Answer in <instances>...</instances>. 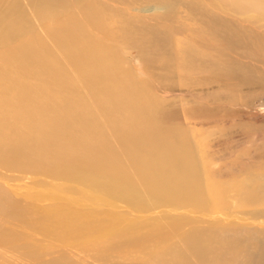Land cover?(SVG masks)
<instances>
[{
  "label": "rangeland",
  "instance_id": "374dc122",
  "mask_svg": "<svg viewBox=\"0 0 264 264\" xmlns=\"http://www.w3.org/2000/svg\"><path fill=\"white\" fill-rule=\"evenodd\" d=\"M104 1L108 10L116 9V17L110 12L101 14L111 25H133L138 29L137 37L124 36L110 40L109 47L119 53L121 68L130 70L137 80H148L149 95L154 101L157 99L154 104L163 112L172 114L168 119L173 120L172 125L157 123L135 131L136 135L147 137L148 146H141L139 140L135 142L142 149L139 152L146 155L135 154L136 150L130 142L129 147L121 141L110 142L116 144L113 147L109 142L107 145L105 140L113 136V132L107 130L103 142L112 150L118 147L114 150L118 152L111 151L109 147L104 153L107 154L104 158L106 163H111L115 158L120 164L125 163L121 156H116L122 148L129 154L128 162L123 165L118 178L122 181L125 177H131L133 189L141 192V198L145 199L148 207L153 206L164 193L159 194L163 188L152 192L153 189L144 187L143 172L157 168L155 159L165 156L169 148L173 150V147H178L179 154L184 156L191 154L203 180L200 179L199 184L186 192L180 191V202L186 206L181 207L183 209L173 210L161 204L154 211L147 212L130 206L127 212L115 217V214L105 217L108 213L101 210L92 212L84 208H67L63 206L64 203H53L55 200L51 199H34L31 202L15 196L13 201H9L6 197L2 198L7 194L0 192V205L5 204V207L0 206V264H162L154 259L155 255L172 249L182 256V264H264V65L257 62L255 45H252L257 32L264 34V21L256 16L257 0H201L193 5V8L204 6L207 12L217 16L216 19L192 10L186 4L189 0H185V3H181L183 0ZM163 1L174 5L168 15L161 9L139 13L148 3ZM259 1L264 3V0ZM220 16L231 21L228 31L224 33L227 37L222 34L224 26L214 23L221 19ZM163 21L171 25L170 43L150 39L147 35L149 22L154 27L153 33L160 35ZM208 24L211 29L206 30L204 25ZM89 26L91 31L101 36L94 25ZM249 28L252 30L248 32L254 33V36L247 45L245 39ZM260 73L263 76H259ZM82 93L89 98L86 86H83ZM92 109L107 113L98 104H92ZM90 116H94L91 111ZM149 120V116L142 119ZM22 125L16 129L20 132V140L34 149L31 135L29 138L24 135ZM148 132H151L150 136L146 135ZM184 140L187 144H184ZM180 144L186 146L182 148ZM20 167L6 166L9 170L0 168L1 186L19 185L32 180L42 182L36 186L46 190L44 193L64 183L69 191L73 190L80 196L83 192L87 194L84 189L87 183L82 187L76 181H64L62 178L53 180L56 178L33 170L22 173L26 169ZM139 168H142V173L138 171ZM209 174L213 181L207 178ZM42 179H46L45 184ZM115 183L108 181L106 188L114 189ZM211 185H215L218 191L215 197H212ZM196 187L199 188L197 191L205 194V203L195 198L188 199L189 194L195 195ZM14 194L11 192L8 196ZM133 217V227L142 226L138 220L144 222L147 219V223L162 225L165 235L150 237L149 243H142L143 237L140 235L129 238L132 231L126 220ZM216 219L224 223L223 226L220 221L212 225L211 222ZM174 222L181 229H177ZM168 223L175 225L174 230ZM211 225L216 246L207 242L201 246L187 244L184 234L202 235L204 229L211 230Z\"/></svg>",
  "mask_w": 264,
  "mask_h": 264
},
{
  "label": "bare ground",
  "instance_id": "6f19581e",
  "mask_svg": "<svg viewBox=\"0 0 264 264\" xmlns=\"http://www.w3.org/2000/svg\"><path fill=\"white\" fill-rule=\"evenodd\" d=\"M185 2V0L181 1V3ZM198 2L201 0H189L186 4L198 13L212 16V19L217 18L216 15L207 12L204 6L193 8V5ZM103 3H105L104 0H0V168L22 166L26 169L22 173L33 170L46 177L56 178L53 180L62 178L76 181L82 187L84 183L88 185L84 187L87 194L83 192L80 196L73 190L69 191L70 189L68 190L64 183L63 186L60 183L58 188L53 191L47 190L46 193H44L46 190L43 191L36 186L41 181L29 180L23 184H6L5 186H1L0 183V192L7 194L2 195V198L6 197L10 201L17 196L21 199H29L31 202L34 199L39 201L51 199L55 200L53 203H64L63 206L67 208H84L92 212L105 211L108 213L105 217L112 214H115V217L117 214L127 212L130 206L147 212L154 211L155 207L161 204L173 210L184 208L185 204L180 202V191L186 192L187 189L199 184L200 179L203 180L199 170L193 164L191 154L187 153L184 156L179 154L178 147H173V150L169 148L165 156L155 159L157 168L143 172L144 187L153 189L152 192H157L154 189L163 188L159 194H164L151 207H148L145 199L142 200L141 192L133 189L131 177H125L122 181L118 178L123 165L128 162L129 154L123 148L120 154H116L122 157L125 162L122 164L117 158L109 164L104 159L107 157L104 153L110 147L106 146L114 141L125 142L124 144L128 147L130 142L136 150L135 154H141L139 151L142 149L138 147L139 143L135 142L141 141V146H148L149 143L146 141L147 137L138 136L135 131L142 126L149 127L157 123L172 125L173 120L168 119L172 114L163 112L154 104L157 99L154 101V98L149 95L147 89L149 81L137 80L134 73L121 68L119 53L115 48L109 47L110 40L124 36L137 37L138 29L133 25H111L101 14L110 12L116 17V9L108 10ZM173 7L174 5L167 1L148 3L139 13L156 12L161 9L164 10L165 15H168ZM172 16H174L173 13ZM256 16L258 20L264 21V3L259 0H257ZM142 17L145 18V16ZM220 17L221 19L214 23L224 26L222 34H226L231 21L223 16ZM163 22L160 35L153 33L154 27L149 22L147 35L150 39L170 43L171 25L168 26L165 21ZM90 24L101 32V36L91 31ZM204 26L206 30L211 29L209 24ZM251 30V28L247 29L245 39L247 45L249 39L253 40L254 33L248 32ZM231 39L230 36L229 40ZM252 45H255L254 53L257 62L264 65V34L257 32ZM156 48L160 49V46ZM256 71L258 78L259 68ZM259 76L263 75L260 73ZM255 81L257 83V79ZM83 86L88 88L89 98L83 95ZM92 104H98L106 109L107 113L100 109L91 110ZM90 111L94 116H90ZM145 116H149L150 120L142 121ZM102 117L105 119H100ZM154 118L156 120H153ZM21 123L25 131L24 135L28 138L29 134L32 136H30L33 142L31 145L35 147L34 149L24 145L25 143L20 140V132L16 129L21 128ZM107 130L109 133L113 132V136L105 140L106 145L103 141L108 134ZM150 134L151 132L146 133L147 136ZM184 144H187L186 140ZM110 145L113 147L116 144L110 143ZM185 146L179 145L182 148ZM111 147L110 150L116 152L114 150L118 147H114V150ZM97 153L99 155H96ZM58 159L59 162H56ZM138 171L142 173V168ZM207 178L213 181L210 174ZM108 181H116V187L107 189ZM45 182L46 179L44 184ZM197 189L199 188H195L196 196L189 194L188 199L195 198L204 202L205 194L203 195ZM11 192L15 194L8 196ZM211 194L212 197L218 194L215 185H211ZM0 206L5 207V204ZM133 219L134 217L126 220L132 231L129 238L133 239L136 238L135 235H140L143 237L142 243H149L148 238H160L165 235L162 225L154 222L147 223V219H144V222L138 220L142 226L133 227L131 224ZM217 219L211 222L212 225L220 221ZM138 221L136 220L137 223ZM174 224L177 225L176 222ZM220 224L223 226L224 223L220 221ZM168 225L171 230H174L173 223ZM212 225L211 230L204 229L202 235L184 234L187 244L201 246L207 242L216 246L217 240L213 242L214 238H212L215 234ZM176 228L181 229L178 225ZM216 230L218 231L217 228ZM154 259L162 264H182V256L175 249L164 254H157Z\"/></svg>",
  "mask_w": 264,
  "mask_h": 264
}]
</instances>
